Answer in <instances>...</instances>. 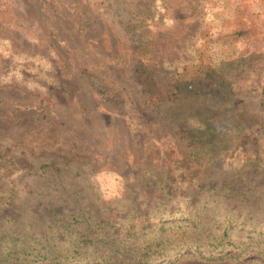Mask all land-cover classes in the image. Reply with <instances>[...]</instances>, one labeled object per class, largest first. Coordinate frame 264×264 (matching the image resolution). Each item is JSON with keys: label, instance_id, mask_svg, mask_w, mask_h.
<instances>
[{"label": "trees", "instance_id": "trees-1", "mask_svg": "<svg viewBox=\"0 0 264 264\" xmlns=\"http://www.w3.org/2000/svg\"><path fill=\"white\" fill-rule=\"evenodd\" d=\"M147 1L119 23L141 61L139 84L168 149L111 200L87 161L0 152V264H158L187 254L264 264V89L246 86L258 58L241 48L257 32H201L169 60L156 31L162 1ZM0 25L24 28L3 4ZM3 49L0 70L16 61L21 79L46 76L47 59ZM91 85L125 115L120 95ZM222 116L226 133L214 123ZM235 145L254 151L255 162L238 161ZM224 158L227 168L219 165Z\"/></svg>", "mask_w": 264, "mask_h": 264}, {"label": "rangeland", "instance_id": "rangeland-1", "mask_svg": "<svg viewBox=\"0 0 264 264\" xmlns=\"http://www.w3.org/2000/svg\"><path fill=\"white\" fill-rule=\"evenodd\" d=\"M161 1L162 20L156 21V31L166 46L164 52L160 50L162 58L177 59L185 42L201 32L218 35L242 27L256 30L257 35L241 48L258 58L246 86L262 93L264 0ZM147 3V0H121L120 5L114 0H0L24 26L15 30L0 25V42L5 45H0L4 48L2 52L47 59L42 62L47 65L46 76L33 75L30 81L16 75L20 67L16 61L2 64V154L12 150L14 156L19 154L26 161L31 160V155L51 154L87 161L98 173L101 192L107 200L120 195L138 174L158 161L170 140L150 110L136 74L141 61L119 23L132 8L145 7ZM91 81L106 86L112 96L120 95L125 115L96 93ZM214 123L221 133L229 129L226 116ZM259 144L264 157V139ZM233 155L240 162L257 159L254 151L245 152L236 145ZM219 165L227 168L230 163L224 158ZM158 264L228 263L187 254Z\"/></svg>", "mask_w": 264, "mask_h": 264}]
</instances>
